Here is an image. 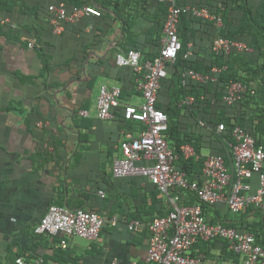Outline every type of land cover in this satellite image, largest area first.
<instances>
[{
  "label": "crops",
  "instance_id": "crops-1",
  "mask_svg": "<svg viewBox=\"0 0 264 264\" xmlns=\"http://www.w3.org/2000/svg\"><path fill=\"white\" fill-rule=\"evenodd\" d=\"M40 17L47 22L45 13ZM112 17V13L100 21L84 17L66 24L59 35L42 31L44 69L33 49L36 40L0 13V264H14L19 256L28 261L40 258L43 264L146 260L151 219H135L136 212L148 211L150 216L159 202L168 209L169 204L160 194L158 204H151L152 185L146 178L112 176L123 133L141 127L129 129L116 117L99 120L96 98L102 85L119 86L121 104L142 103L135 73L116 66L114 58L118 50L147 43L140 28L134 40H123L122 23ZM80 111L87 116H80ZM116 111L120 113L121 107ZM248 183L255 192L257 175ZM49 205L96 212L104 219L99 237L93 241L72 237L61 246L62 236H36L33 229ZM206 216L233 222L242 232L262 227L254 210L231 215L224 203L207 210ZM135 220L142 225L129 231L128 224ZM195 245L190 254L201 258V264H235L222 253L221 243H214L206 256Z\"/></svg>",
  "mask_w": 264,
  "mask_h": 264
},
{
  "label": "built area",
  "instance_id": "built-area-1",
  "mask_svg": "<svg viewBox=\"0 0 264 264\" xmlns=\"http://www.w3.org/2000/svg\"><path fill=\"white\" fill-rule=\"evenodd\" d=\"M169 4L164 23L161 47L157 57L152 61H141V53L134 49L118 50L115 54V65L130 68L136 75L137 87L142 103L139 105L121 104L119 86L102 85L96 98L97 118L111 120L115 111L121 107V119L125 122L139 123L138 131L128 130L118 144L120 157L112 163L111 173L115 178L143 177L154 185L159 194L168 202L169 210L161 217L153 218L147 228L150 238L146 260L133 264H201V258L190 254L198 242H210L215 239L226 241L228 250L238 256L235 264H264V247L256 243L250 232H242L234 227L221 223L211 224L206 219L202 205L215 207L224 203L231 214H239L248 208L264 213V146H256L253 137L240 126H235L231 135L233 144V174H231L220 156L207 155L202 169V181L189 182L185 173L174 164L177 156L165 138L168 130L167 115L156 108L157 93L162 80L167 77L166 65L173 62L181 49L177 35L180 16L215 21L221 27V19L212 16L205 8L191 6L178 7L174 0H159ZM99 17L100 11L90 5L68 10L63 3L47 7V22L52 33L59 35L66 24H77L84 17ZM7 20H2L4 24ZM33 44H29L32 46ZM216 56L228 57L232 53H249L245 43L230 41L216 36L211 45ZM223 70L226 67L222 68ZM221 70L213 67L216 74ZM187 76L199 82L210 78L192 71ZM248 92L253 93L245 84L232 81L225 88L223 103L233 106ZM193 98H186L182 103L191 104ZM79 115L87 116L85 111ZM202 125V124H201ZM216 131H224V125H216ZM185 157L194 154L188 145L181 147ZM257 175L258 188L251 192L248 180ZM189 190L195 193L197 205H179L178 191ZM104 219L93 211L69 209L59 205H49L33 233L36 236L61 237L60 245L65 246L72 237L93 241L99 237ZM142 223L138 220L128 224L129 231H136ZM65 238V239H64ZM14 264H43L40 258L28 261L16 257ZM115 264V263H112Z\"/></svg>",
  "mask_w": 264,
  "mask_h": 264
},
{
  "label": "trees",
  "instance_id": "trees-1",
  "mask_svg": "<svg viewBox=\"0 0 264 264\" xmlns=\"http://www.w3.org/2000/svg\"><path fill=\"white\" fill-rule=\"evenodd\" d=\"M178 7L191 6L205 8L215 18H220L221 27L215 26V21L202 20L191 15L180 16L177 27L181 49L173 62L166 65L167 77L162 80L157 93L156 108L163 111L168 118L166 140L177 156L174 166L185 173L189 182L202 181V169L207 155L220 156L229 172L233 174V156L231 144L234 140L231 131L240 126L254 139L256 146H264V0H174ZM63 3L70 10L90 5L100 11L98 21L112 17L122 23L123 40H134L138 37L137 29L144 35L146 47L137 45L126 48L141 53V61H152L158 56L161 38L169 4L159 0H0V13L16 24V29L33 37L34 50L47 68V55L39 42L41 32L52 33L48 22L41 21L40 14L45 13L47 7ZM47 21V19H46ZM42 22V24H40ZM38 24L39 27H36ZM216 36L245 43L251 52L232 53L228 57L216 56L211 51L212 41ZM29 40H27L28 42ZM26 42V46H27ZM144 43V44H145ZM144 47V48H143ZM147 48V49H146ZM146 49V50H145ZM218 67L221 71L213 74L211 69ZM226 67L225 70L222 68ZM128 70L130 68H127ZM131 70V69H130ZM192 71L200 75H208L212 80L199 82L187 76ZM133 75V71H130ZM136 76V75H135ZM238 81L250 88L248 92L233 106H226L222 97L229 82ZM193 98L189 105L182 102L186 98ZM122 98V89L121 96ZM115 117L121 115L115 111ZM222 123L224 131L217 132L216 125ZM128 128H139V123L126 122ZM202 124V125H201ZM188 145L194 154L185 157L181 147ZM204 151H208L204 155ZM264 170V169H263ZM152 185V184H151ZM143 197V204L148 203V186ZM179 205L199 204L195 193L189 190L177 192ZM159 192L152 185L149 192L151 204H158ZM157 212L148 215V211L136 212L135 219L147 220L164 216L168 208L160 206ZM214 207L202 205L203 213L209 223H221L226 227H240L233 222L221 218L209 219L207 210ZM248 208L245 212L253 211ZM262 224L261 230L247 227L246 230L255 236L256 243L264 247V213L256 210ZM230 214V213H229ZM237 229V228H236ZM214 243L222 244V253L230 257L234 263L238 256L228 251L226 241L215 239L210 242H198L195 246L199 253L205 256L210 253Z\"/></svg>",
  "mask_w": 264,
  "mask_h": 264
},
{
  "label": "rangeland",
  "instance_id": "rangeland-1",
  "mask_svg": "<svg viewBox=\"0 0 264 264\" xmlns=\"http://www.w3.org/2000/svg\"><path fill=\"white\" fill-rule=\"evenodd\" d=\"M203 153H204V155H205V154H207V153H208V151H204ZM229 213H230V212H229ZM230 214H231V213H230ZM231 215H234V214H231Z\"/></svg>",
  "mask_w": 264,
  "mask_h": 264
}]
</instances>
